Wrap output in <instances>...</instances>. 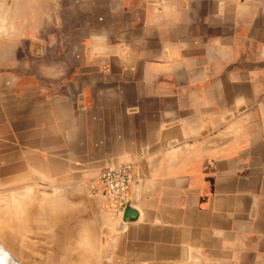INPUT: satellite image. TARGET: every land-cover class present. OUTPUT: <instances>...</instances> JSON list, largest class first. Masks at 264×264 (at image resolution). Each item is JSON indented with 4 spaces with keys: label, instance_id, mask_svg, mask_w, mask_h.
<instances>
[{
    "label": "crops",
    "instance_id": "obj_1",
    "mask_svg": "<svg viewBox=\"0 0 264 264\" xmlns=\"http://www.w3.org/2000/svg\"><path fill=\"white\" fill-rule=\"evenodd\" d=\"M0 121L92 264H264V0H0Z\"/></svg>",
    "mask_w": 264,
    "mask_h": 264
},
{
    "label": "rangeland",
    "instance_id": "obj_2",
    "mask_svg": "<svg viewBox=\"0 0 264 264\" xmlns=\"http://www.w3.org/2000/svg\"><path fill=\"white\" fill-rule=\"evenodd\" d=\"M25 134L18 136L11 122L0 121V264L98 261L91 251L76 248L83 239L75 233L82 223L75 217L74 203L61 202L65 195L58 187L33 184L28 161L33 165L35 156L28 153ZM96 192L101 193L99 183Z\"/></svg>",
    "mask_w": 264,
    "mask_h": 264
},
{
    "label": "built area",
    "instance_id": "obj_3",
    "mask_svg": "<svg viewBox=\"0 0 264 264\" xmlns=\"http://www.w3.org/2000/svg\"><path fill=\"white\" fill-rule=\"evenodd\" d=\"M134 179L131 163L110 165L100 174L98 183L101 193L106 207L114 215H121L129 203Z\"/></svg>",
    "mask_w": 264,
    "mask_h": 264
},
{
    "label": "water",
    "instance_id": "obj_4",
    "mask_svg": "<svg viewBox=\"0 0 264 264\" xmlns=\"http://www.w3.org/2000/svg\"><path fill=\"white\" fill-rule=\"evenodd\" d=\"M131 213H132V208H131L130 204L128 203L127 206L125 207L124 211H123L124 221L132 220L135 218L134 216L130 215Z\"/></svg>",
    "mask_w": 264,
    "mask_h": 264
}]
</instances>
